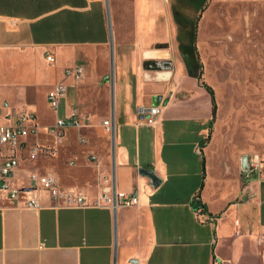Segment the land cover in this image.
<instances>
[{
    "label": "crops",
    "instance_id": "obj_1",
    "mask_svg": "<svg viewBox=\"0 0 264 264\" xmlns=\"http://www.w3.org/2000/svg\"><path fill=\"white\" fill-rule=\"evenodd\" d=\"M109 1L116 190L136 195L138 203L55 206L47 191L30 190L32 174L50 173L62 190L102 201L112 181V135L104 129L111 121L105 0H0L1 99L33 112L37 123V133L14 150L19 198L0 193V264H114V209L116 264H264V166L250 179L242 175L244 155H264V147H255L264 132L235 131L236 102L221 116L216 102L214 117L206 69L201 79L189 74L171 0ZM76 65L82 76H67L65 69ZM59 83L67 85L61 111L47 99ZM154 106L156 116L140 114ZM74 110L81 126H67L57 144L48 128ZM36 142L43 150L32 158ZM142 167L160 183L153 185ZM30 198L40 207H27Z\"/></svg>",
    "mask_w": 264,
    "mask_h": 264
},
{
    "label": "rangeland",
    "instance_id": "obj_2",
    "mask_svg": "<svg viewBox=\"0 0 264 264\" xmlns=\"http://www.w3.org/2000/svg\"><path fill=\"white\" fill-rule=\"evenodd\" d=\"M186 6L191 17L200 14L203 80L214 90L219 115L236 102L235 131L264 132V0H192ZM263 142L256 141V151Z\"/></svg>",
    "mask_w": 264,
    "mask_h": 264
},
{
    "label": "built area",
    "instance_id": "obj_3",
    "mask_svg": "<svg viewBox=\"0 0 264 264\" xmlns=\"http://www.w3.org/2000/svg\"><path fill=\"white\" fill-rule=\"evenodd\" d=\"M14 23V20H11ZM47 59L51 62H55V58L52 55H48ZM65 74L67 76H75L80 78L83 74V67L76 65L73 68H66ZM67 95V85L64 83L57 84L54 89L49 91L47 99L49 105L54 110H58L61 101ZM146 112L151 116H156L160 109L158 106L151 107L149 109L141 107L140 114L144 115ZM81 116L76 110L73 111L70 118L59 117L48 128V132L54 136L57 144L61 143L67 126H81ZM87 118V116H84ZM36 115L25 109H17L9 107L2 102L0 95V193L8 192L9 196L13 200L19 198L22 189L12 186V179L15 175L16 169L19 166V159L14 151L17 147L24 145L23 139L36 134ZM104 129L107 133H112V124L110 120L104 121ZM80 143H87V138L83 134L79 136ZM5 150H9L6 152ZM43 148L36 142L33 144L30 156L35 158ZM48 153L52 156L57 154V148H47ZM92 159L96 160V156L92 155ZM264 166V155L254 154L251 157L244 155L243 157V177L244 179H250L254 171ZM43 189L48 192L50 198L53 200L55 206H67L74 208H85L89 206H104L108 208H115L119 204L134 205L138 203V197L134 194L117 192L116 204L114 203L113 186L111 179L107 178V184L104 187L102 194V201L91 200L86 194L81 191H64L60 188L57 178L48 174H32L31 175V188L30 190ZM26 206L29 208H39L40 204L37 199L30 198L26 202Z\"/></svg>",
    "mask_w": 264,
    "mask_h": 264
},
{
    "label": "trees",
    "instance_id": "obj_4",
    "mask_svg": "<svg viewBox=\"0 0 264 264\" xmlns=\"http://www.w3.org/2000/svg\"><path fill=\"white\" fill-rule=\"evenodd\" d=\"M192 0H171L174 18L178 26V41L180 45V50L185 58L188 72L191 76L198 79L202 78L203 74V62L197 47V30H198V20L200 14H197L195 18L191 17V13L188 12L187 2ZM204 9V4L201 5V9ZM204 86L209 90L213 97L214 112L216 113V100L214 96V90L208 84L204 83ZM212 126V124H211Z\"/></svg>",
    "mask_w": 264,
    "mask_h": 264
},
{
    "label": "water",
    "instance_id": "obj_5",
    "mask_svg": "<svg viewBox=\"0 0 264 264\" xmlns=\"http://www.w3.org/2000/svg\"><path fill=\"white\" fill-rule=\"evenodd\" d=\"M106 9L108 15V25H109V34H110V84H111V124H112V186H113V196L114 203L116 204L117 200V190H116V118H115V44H114V35L112 27V19L110 12V1L105 0ZM141 174L148 176L151 179L153 185H158L160 183V178L154 173L152 169L141 168ZM114 264H116L117 259V247H118V237H117V223H116V210L114 209Z\"/></svg>",
    "mask_w": 264,
    "mask_h": 264
}]
</instances>
